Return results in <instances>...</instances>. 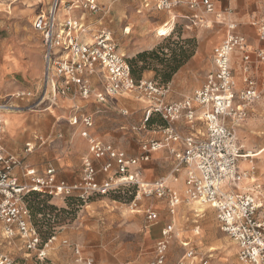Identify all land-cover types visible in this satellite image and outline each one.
Here are the masks:
<instances>
[{"label": "built area", "instance_id": "obj_1", "mask_svg": "<svg viewBox=\"0 0 264 264\" xmlns=\"http://www.w3.org/2000/svg\"><path fill=\"white\" fill-rule=\"evenodd\" d=\"M62 4L66 5L67 11L79 8L95 14L100 10L97 0H54L49 10L37 18L34 27L43 37L45 47V88L50 86L57 95L69 96L72 94L71 86H76L78 93L84 97L95 94L99 102L136 94L148 102L149 108L141 125L134 127L133 131L147 133L149 122L157 117L162 123L156 128L159 138L141 139L142 153L132 158L111 144L93 139L87 130L81 132L83 137L89 139L90 156L83 160L82 182L72 185L65 180L58 181L55 169L49 168L44 174H39L35 167L23 165L19 158L6 151L2 146L4 114L8 110L18 112L23 109L9 104L10 101L0 102V224L5 239L8 242L20 239L26 253L34 254L43 263L48 260V251L56 237L43 243L33 224L30 209L25 204L24 198L28 193L34 191L60 200L73 196L88 200L95 195L107 196L120 188L132 186L138 188L137 200L145 197L166 201L172 217L178 214L182 203H199L210 207L216 212L219 230L238 247V264H264L262 185L256 180L255 166L242 170L243 160L249 157L244 155L237 135V130L249 116L252 103L261 94L258 82L251 75L253 54L248 49L246 37L236 31L235 24L230 25L226 39L214 49L210 59L211 71L203 87L182 101L173 102L168 101L170 86L158 85L152 80L137 82L132 77L128 61L118 52L110 33L99 30L91 42L82 41V35L89 33L87 27L82 19H59ZM181 4L182 0H156L154 7L167 11ZM198 5L204 6L207 13L214 12L212 0L190 1L191 8ZM144 7H151L149 0ZM259 32L264 40V26ZM236 53L242 54L245 88L241 91H237L232 68V57ZM256 58L264 62V50H259ZM98 70L105 72L104 90L95 93L91 79ZM31 97L33 92L29 90L13 95V98L22 101ZM123 114L128 116L129 112L123 111ZM78 122V118L70 121L72 125H78ZM81 122L88 129L94 126L90 116L84 117ZM181 123L189 125L191 129L202 123L206 133L185 136L179 126ZM32 149L29 146L26 153ZM161 149H166L175 159L171 175L152 184L147 183L142 178L143 164L151 161L152 152ZM99 161L102 164L97 168L96 162ZM16 169L20 170V177ZM181 171L185 174L183 195L169 185L171 177L178 181L176 174ZM100 172L108 176L104 183L98 181ZM246 179L252 180V189L240 187ZM136 207L137 202L133 203V208ZM144 214L148 225L159 219V213L153 207H148ZM162 231L161 238L155 244V257L149 264H169V248L174 240H178L184 250L181 264H209L210 258L200 255L192 242L180 240L175 222ZM63 245L72 248L76 264H93L85 259L78 245L72 246L67 240ZM0 264H15V260L0 251Z\"/></svg>", "mask_w": 264, "mask_h": 264}, {"label": "rangeland", "instance_id": "obj_2", "mask_svg": "<svg viewBox=\"0 0 264 264\" xmlns=\"http://www.w3.org/2000/svg\"><path fill=\"white\" fill-rule=\"evenodd\" d=\"M37 1L0 0V44L24 43L29 37L30 42H42L41 34L34 25L37 18L47 11L49 1L43 0L41 5H36ZM97 1L100 10L85 16L88 24L91 23L89 26L93 32L101 30L113 36L118 52L125 56L136 71L138 79L154 80L162 84L173 69H176L177 72L172 75L168 85L174 101L187 98L203 87L210 70L213 48L226 39L230 25L235 24L236 31L248 38L249 50L254 60L257 52L264 50V40L259 32L264 26V0H212L215 7L213 13H207L202 5L191 8V0H182L180 6L167 11L157 10L154 7L156 0H149L151 7L147 9L144 7L147 0ZM158 30H165L167 36L159 37ZM247 30H252L253 33ZM132 61L134 65H131ZM24 66L28 81L20 88L18 79H10L12 89L16 85L19 88L1 90L0 102L10 101L9 104L23 109L18 112H44L46 107L53 104L46 99L52 96L50 88L42 89L43 77L38 82L31 78L33 62H27ZM232 68L237 91H241L245 86L239 58L232 60ZM257 69L256 77L261 94L252 103L251 116L237 135L244 155H257L256 158H247L243 162H254L255 177L262 185L264 194V62L258 64ZM26 89L33 92V97L24 101L13 98L14 94ZM120 101L123 99L120 98ZM130 105L128 116L123 114L121 105L119 108L115 107L114 112L121 118L129 119L128 132L131 133L134 146L128 155L133 158L140 154V140L152 138L154 135L148 132L152 133L162 123L154 117L147 133L133 131L134 127L141 125L144 110L148 106L133 98ZM150 160L144 166V175L148 181L171 175L173 161L167 153H153ZM242 165L245 166V163ZM248 185V189L253 188L251 182ZM244 187L245 184L241 186L242 189ZM137 191V187L129 188L117 194L95 195L82 202L30 195L25 199V204L31 208L32 221L43 239L47 240L52 235L57 238L49 251L50 259L40 263L34 254L27 256L29 254L23 249L20 239L11 242L5 239L1 224L0 251L13 258L15 264H76L72 248L63 245L67 240L72 246L78 245L84 252L85 259L93 264H149L155 257V244L160 239L162 229L173 218L165 201L145 197L137 200ZM135 202L138 207L133 208ZM142 206L155 207L160 213L159 220L144 232L141 230L144 215L132 214V210ZM177 213L174 220L180 240L195 239L199 253L207 254V257L210 253L213 255L209 264H237L238 249L219 230L216 214L212 210L203 206V211H197L192 203H185ZM197 214L200 215L199 218H196ZM196 220L197 227L201 230L199 237H195L194 232ZM169 249V262L181 264L184 250L179 241L174 240Z\"/></svg>", "mask_w": 264, "mask_h": 264}, {"label": "crops", "instance_id": "obj_3", "mask_svg": "<svg viewBox=\"0 0 264 264\" xmlns=\"http://www.w3.org/2000/svg\"><path fill=\"white\" fill-rule=\"evenodd\" d=\"M48 1L49 4L47 11L49 10L54 0H48ZM67 1H75V0H67ZM42 2L43 0H38L36 5H41ZM33 6H35V4ZM65 7L66 5L62 4L58 18L62 20H64L66 17L82 19V22L87 27L89 33L82 35L81 40L86 42H91L93 40L92 37L94 34H96V32L95 33L93 32L92 28L89 26V24L91 23L89 22L88 24V21L85 18L86 14L90 12L84 11L83 9H79V8L72 11H67ZM41 16L42 15H40L38 18H40ZM247 32L251 34L253 33L252 30H247ZM29 39L31 38L29 37L28 40L26 39L24 43L0 44V91L1 90L6 91L7 89L11 91L13 89L19 88V86L16 85V87H13L12 89V86H10L9 84L10 82L9 80L12 78L18 79L20 88L21 85H24L25 81H28V74L26 73L24 66L25 63L27 62L34 63L33 66L34 71L31 78L35 82L40 81L42 77H44L45 75L44 39L42 37V42H30ZM247 42H248V38H247ZM215 48H213V53ZM238 58L241 60V68H242L243 65L242 54L239 53L234 54L232 60ZM262 63L263 62H259L257 58L256 60L252 58L251 75L253 78H255L257 82H258V79L256 77V72L258 70L257 67L258 64H262ZM210 71H211V62H210L209 72ZM97 72H98L97 75L93 76L91 79L92 88L95 91V93L104 90L103 82L105 81V72L102 70H98ZM209 72H207V75ZM48 87L50 88V93H52L50 86H47L46 89ZM71 87H72L71 88L72 94H70L69 96L58 95L57 102L50 104L48 107H46L44 112L37 113L26 110V112H13L5 116L4 117L5 131L2 135V146H4V148L8 153H11L15 155L17 158H19V160L21 161V163H23V165H31L35 167L36 170L39 172V174H44L45 171H47V169L53 168L56 171V178L58 181L65 180L69 184L73 185L82 182L83 163H84L83 160L86 157L90 156L89 139L83 137L81 135V132L87 130L93 139L101 140L104 143L111 144L114 146L116 150H119L125 153V155H127L128 157H130L128 154L129 152H132V147L134 146V143L132 142L131 133L128 132L130 128L129 119L124 117L121 118L117 114L115 115L114 109H116L115 107L119 108V106L121 105V107H123L122 109H124L123 111L129 112L131 110L130 102L132 98L136 99L139 103L141 102L143 104H147V106H148V102L145 99L138 97L136 94L124 95L121 97H117L115 99H108L105 102H99L96 99L95 94L89 97H84L83 95L78 93L76 86H71ZM43 88H45V85L42 80V89ZM20 91H25V90H20ZM120 98L123 99V101H120ZM182 100H178V101H182ZM168 101L178 102L172 100L171 94L169 95ZM148 108L149 106L144 111L146 112ZM251 113L252 112L250 107V113L248 118L251 116ZM88 116L92 117L93 125H94L92 128L89 129L86 126H84V124L81 122V120L84 117H88ZM73 118H78L79 120L78 125H72L70 123V121ZM243 125L241 126L240 129L237 130V133L242 131ZM179 126L182 133L185 136H188L190 134L197 136V135H204L206 133V127L202 123H199L195 129H191V127H189V125L187 126L185 123H181L179 124ZM152 131H153L152 133L148 132L149 134L154 135L152 136V138H150V140L158 139L159 134L158 132H156V129H153ZM29 146L32 147L33 149L31 152L26 153V150L29 148ZM135 146L137 145L135 144ZM157 152L167 153L170 156V159H172L173 167H174L175 159H173V156L169 154V152L166 149L154 151L152 152L151 156L153 155V153H157ZM141 153H142V149L140 145V154ZM255 157H257V155H255ZM148 163L149 162L143 164L142 178H144L145 182L152 184L153 182L161 178H166V177H159L153 179V181H148L144 175V166H146ZM242 163H245V166L242 165V170L243 168L248 167L246 161ZM101 164H102L101 161L96 162L97 168H99ZM15 172L17 175H19V177L21 176V172L19 169H16ZM176 175L178 177V181H174L171 177V180L169 181V185L170 187L176 189L181 195H183L182 192L184 188L185 174L183 171H181ZM181 177H183L182 181L180 180ZM107 180H108V176L100 172L98 175V181L100 183H104ZM256 180L259 182L257 178ZM21 181L25 182L22 179ZM263 199H264V194H263ZM183 204L185 203H182L181 206ZM181 206L178 208V210L181 208ZM147 208L145 206H142L137 208L135 211L132 210V214L140 213L144 215L145 221L141 229L143 232L145 230L150 229V227L154 224L153 223L148 225L146 223V218H145L146 214L144 213ZM205 208L207 210L210 209L212 210V212H214V210L211 209L210 207L208 208L205 207ZM153 209H155L156 212L159 213V210L157 208L154 207ZM214 213L216 214V212ZM159 217H160V213H159ZM199 217L200 215L197 214L196 218ZM172 218H173L172 222H175L174 220L175 217ZM172 222L170 224H172ZM194 224L196 225L194 229L195 237H199L201 235V230L200 228L197 227L198 220L194 221ZM183 239L192 242V246L196 248L199 253L198 250L199 248L195 244L197 243L195 239H191V238L190 239L183 238ZM199 254L202 255L201 253ZM27 256L30 257L31 255H27ZM202 256L206 258H211L213 255L210 253L208 257L207 254H204ZM168 263L171 264L169 260ZM185 264H190V262Z\"/></svg>", "mask_w": 264, "mask_h": 264}, {"label": "trees", "instance_id": "obj_4", "mask_svg": "<svg viewBox=\"0 0 264 264\" xmlns=\"http://www.w3.org/2000/svg\"><path fill=\"white\" fill-rule=\"evenodd\" d=\"M133 62H134V61H132L131 65H134ZM128 64H129V63H128ZM129 67H130V70L132 71V77H134V79H135L137 82L142 81L141 79L136 78V71H134V69L130 66V64H129ZM176 72H177V70H176V69H173V71H172V72L166 77L165 82H163L162 84H159V83H157V82L154 81V80H152V81L155 82V83L158 84V85L168 86V85H169V80H171L172 75H173L174 73H176ZM151 122H152V120L149 122V124H150ZM129 188H135V187H132V186H131V187H123V188H120V189L118 190V192L121 191V190H124V189H129ZM118 192H114V193H111V194H117ZM30 195L48 196L47 194L45 195V194H43V193H38V192H34V191H33V192L28 193V195H27L24 199L28 198V196H30ZM109 195H110V194H109ZM48 197H50V196H48ZM50 198H51V197H50ZM89 199H90V198H89ZM64 200H75V201H79V202L85 201V200H81L79 197H76V196L68 197V198H66V199H64ZM28 208L30 209V212H31V208H30L29 206H28ZM33 224L35 225V223H33ZM35 227L37 228L39 234L41 235V238H42L43 243H46L49 239H51L52 237H54V235H52V236L48 237L47 240H44L42 234L40 233V231H39V229H38V227H37L36 225H35Z\"/></svg>", "mask_w": 264, "mask_h": 264}, {"label": "bare ground", "instance_id": "obj_5", "mask_svg": "<svg viewBox=\"0 0 264 264\" xmlns=\"http://www.w3.org/2000/svg\"><path fill=\"white\" fill-rule=\"evenodd\" d=\"M171 30V29H170ZM159 31V34L160 35H158L159 37H164V36H167V33H166V31L165 30H158ZM236 82V81H235ZM51 94H52V96H48V97H46V99H48V100H50L52 103H55V102H57V97H58V95L53 91V89L51 88ZM13 112H16L15 110H8V112L7 113H13ZM6 114V113H5ZM5 114H4V117H5ZM246 157H249V158H256L255 157V155H252V154H247V156ZM246 163H247V165H248V167L247 168H245V169H250L252 166H254V162L253 161H246ZM241 167H242V164H241ZM250 182H252V180H250V179H246L242 184H241V186L243 185V184H245V187H244V190H246V189H248V184H250ZM240 186V187H241ZM193 207H194V209H196L197 211H203V205H200L199 203H194L193 204ZM205 207V206H204Z\"/></svg>", "mask_w": 264, "mask_h": 264}]
</instances>
